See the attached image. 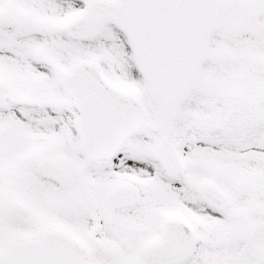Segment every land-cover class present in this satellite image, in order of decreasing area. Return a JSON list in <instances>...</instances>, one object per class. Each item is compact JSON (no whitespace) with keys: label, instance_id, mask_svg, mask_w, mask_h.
Here are the masks:
<instances>
[{"label":"snow or ice","instance_id":"1","mask_svg":"<svg viewBox=\"0 0 264 264\" xmlns=\"http://www.w3.org/2000/svg\"><path fill=\"white\" fill-rule=\"evenodd\" d=\"M0 264H264V0H0Z\"/></svg>","mask_w":264,"mask_h":264}]
</instances>
